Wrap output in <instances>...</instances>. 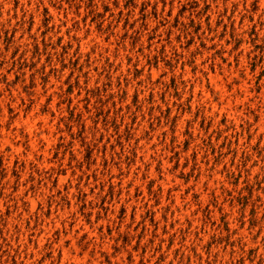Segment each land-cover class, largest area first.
I'll list each match as a JSON object with an SVG mask.
<instances>
[{
  "label": "rangeland",
  "instance_id": "1",
  "mask_svg": "<svg viewBox=\"0 0 264 264\" xmlns=\"http://www.w3.org/2000/svg\"><path fill=\"white\" fill-rule=\"evenodd\" d=\"M0 264H264V0H0Z\"/></svg>",
  "mask_w": 264,
  "mask_h": 264
}]
</instances>
